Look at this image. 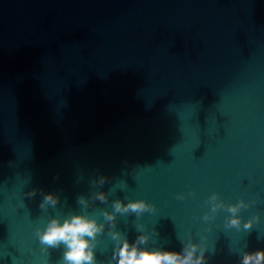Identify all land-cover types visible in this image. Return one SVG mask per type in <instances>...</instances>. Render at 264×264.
<instances>
[{
	"label": "water",
	"instance_id": "1",
	"mask_svg": "<svg viewBox=\"0 0 264 264\" xmlns=\"http://www.w3.org/2000/svg\"><path fill=\"white\" fill-rule=\"evenodd\" d=\"M213 194L251 204L239 230ZM138 199L156 211L104 221ZM73 214L104 224L98 264L137 225L208 264L264 250V0H0V264H63L35 233Z\"/></svg>",
	"mask_w": 264,
	"mask_h": 264
},
{
	"label": "clouds",
	"instance_id": "2",
	"mask_svg": "<svg viewBox=\"0 0 264 264\" xmlns=\"http://www.w3.org/2000/svg\"><path fill=\"white\" fill-rule=\"evenodd\" d=\"M107 177L101 176L100 183L103 184ZM94 183V182H93ZM36 190L26 193L27 196H35ZM178 199H184L183 195H179ZM58 197L52 193L44 196L43 201L39 205L41 209L46 210L48 206L55 207L58 203ZM101 202L106 201L103 193L96 196ZM78 203L87 208V202L81 196ZM211 204V213L215 214L220 209H226L231 215L225 221L226 228H241V217L238 213L241 209L251 206L241 199L238 203L225 206L222 200H219L216 194L209 198ZM113 211L103 210L102 215L105 222L115 220V214L133 213L140 217L143 213H154L156 208L153 204L143 199L129 200L127 204L122 201H115L112 205ZM214 215H205L203 219L208 221L214 219ZM259 216H253L247 222L243 223L244 230H251L254 223H258ZM137 230L141 233L135 241H129L128 238L118 231H112L109 236L115 241V247L112 253V259L109 264L114 261L115 264H208V253L210 250L206 246L193 242L189 239L187 242L182 241V250H164L150 249L142 247L146 245L150 239V234L145 233L143 225H137ZM104 233V224L99 223L96 219L90 218L84 214H73L63 220L61 223L59 217L48 220L43 229H36V237L43 246V251L48 252L49 249H58L63 247V264H98L95 254L97 246V238ZM214 252V249L212 250ZM240 264H264V250L244 251L240 260Z\"/></svg>",
	"mask_w": 264,
	"mask_h": 264
}]
</instances>
